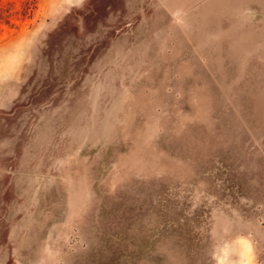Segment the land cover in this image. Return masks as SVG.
<instances>
[{
  "label": "rangeland",
  "instance_id": "rangeland-1",
  "mask_svg": "<svg viewBox=\"0 0 264 264\" xmlns=\"http://www.w3.org/2000/svg\"><path fill=\"white\" fill-rule=\"evenodd\" d=\"M264 264V0H0V264Z\"/></svg>",
  "mask_w": 264,
  "mask_h": 264
},
{
  "label": "clouds",
  "instance_id": "clouds-1",
  "mask_svg": "<svg viewBox=\"0 0 264 264\" xmlns=\"http://www.w3.org/2000/svg\"><path fill=\"white\" fill-rule=\"evenodd\" d=\"M235 243L243 248V254H244V258H245L243 261V264H252V258L249 254L248 243L244 239H239ZM229 247L230 246L226 245L225 247L220 249V255L224 257L223 259L214 256V258L217 259V264H230V262L227 259Z\"/></svg>",
  "mask_w": 264,
  "mask_h": 264
}]
</instances>
